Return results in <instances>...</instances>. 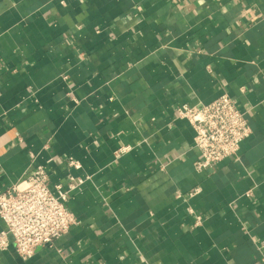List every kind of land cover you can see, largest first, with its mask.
I'll list each match as a JSON object with an SVG mask.
<instances>
[{
    "label": "crops",
    "instance_id": "obj_1",
    "mask_svg": "<svg viewBox=\"0 0 264 264\" xmlns=\"http://www.w3.org/2000/svg\"><path fill=\"white\" fill-rule=\"evenodd\" d=\"M223 94L253 133L199 173ZM36 168L76 223L0 264H264V0H0V195Z\"/></svg>",
    "mask_w": 264,
    "mask_h": 264
},
{
    "label": "built area",
    "instance_id": "obj_2",
    "mask_svg": "<svg viewBox=\"0 0 264 264\" xmlns=\"http://www.w3.org/2000/svg\"><path fill=\"white\" fill-rule=\"evenodd\" d=\"M247 115L229 94L202 107L182 105L177 109V118L188 121L195 132L194 148L199 153L194 163L197 172L208 171L238 156L242 143L253 133ZM130 151V147H121L114 153L115 158ZM70 166L78 164L71 160ZM82 184L83 180L72 178L67 190L57 187L55 194L47 172L36 168L20 184L1 194L0 220L6 229L0 232V249H6L13 241L18 254L30 259L37 248L67 234L76 218L66 204L69 195ZM199 192L196 189L190 196ZM200 224L198 218L195 226Z\"/></svg>",
    "mask_w": 264,
    "mask_h": 264
}]
</instances>
